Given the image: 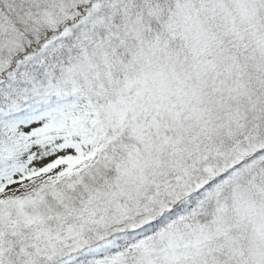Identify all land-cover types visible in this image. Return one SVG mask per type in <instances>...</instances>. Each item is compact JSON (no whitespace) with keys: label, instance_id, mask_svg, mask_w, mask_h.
<instances>
[{"label":"snow or ice","instance_id":"obj_1","mask_svg":"<svg viewBox=\"0 0 264 264\" xmlns=\"http://www.w3.org/2000/svg\"><path fill=\"white\" fill-rule=\"evenodd\" d=\"M0 264H264V0H0Z\"/></svg>","mask_w":264,"mask_h":264}]
</instances>
